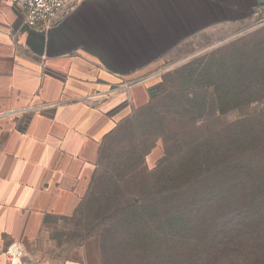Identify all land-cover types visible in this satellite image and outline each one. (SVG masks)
<instances>
[{
	"label": "rangeland",
	"instance_id": "1",
	"mask_svg": "<svg viewBox=\"0 0 264 264\" xmlns=\"http://www.w3.org/2000/svg\"><path fill=\"white\" fill-rule=\"evenodd\" d=\"M129 87L59 249L85 264H264V4L185 37ZM251 202L262 236L208 237ZM190 223L202 230L183 238Z\"/></svg>",
	"mask_w": 264,
	"mask_h": 264
},
{
	"label": "crops",
	"instance_id": "2",
	"mask_svg": "<svg viewBox=\"0 0 264 264\" xmlns=\"http://www.w3.org/2000/svg\"><path fill=\"white\" fill-rule=\"evenodd\" d=\"M260 0H82L58 25L30 28L0 0V264H85L56 233L98 179L102 139L129 85L185 37L257 13ZM63 251V252H62Z\"/></svg>",
	"mask_w": 264,
	"mask_h": 264
},
{
	"label": "built area",
	"instance_id": "3",
	"mask_svg": "<svg viewBox=\"0 0 264 264\" xmlns=\"http://www.w3.org/2000/svg\"><path fill=\"white\" fill-rule=\"evenodd\" d=\"M9 5L22 10L25 24L30 28L46 29L58 25L65 15L82 0H5ZM9 264H27L31 257L20 244L14 243L5 250Z\"/></svg>",
	"mask_w": 264,
	"mask_h": 264
},
{
	"label": "trees",
	"instance_id": "4",
	"mask_svg": "<svg viewBox=\"0 0 264 264\" xmlns=\"http://www.w3.org/2000/svg\"><path fill=\"white\" fill-rule=\"evenodd\" d=\"M245 204L241 210L235 211L236 213H238L240 218H243V222H241L240 225L235 226L229 223L226 225H218L217 228L209 229L208 237H212L215 240H218L220 237H224L228 239V241H230V239H237L241 237L247 239L250 238L257 239L260 236H262L263 232L261 229H259L256 223L257 217L253 219L254 216V210L252 208L253 203L252 202L248 203V205ZM199 226L200 225H198L197 223L195 224L190 223L181 230V236L183 238H187L193 235L192 234L193 232H198L199 230H202V228H198ZM199 234H201V232H199Z\"/></svg>",
	"mask_w": 264,
	"mask_h": 264
},
{
	"label": "water",
	"instance_id": "5",
	"mask_svg": "<svg viewBox=\"0 0 264 264\" xmlns=\"http://www.w3.org/2000/svg\"><path fill=\"white\" fill-rule=\"evenodd\" d=\"M261 2H263V0H260Z\"/></svg>",
	"mask_w": 264,
	"mask_h": 264
}]
</instances>
